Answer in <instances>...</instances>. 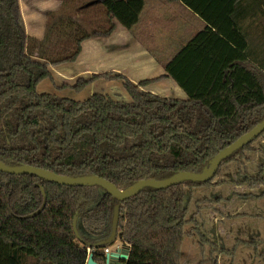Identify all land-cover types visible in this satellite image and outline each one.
I'll use <instances>...</instances> for the list:
<instances>
[{"label":"trees","instance_id":"trees-1","mask_svg":"<svg viewBox=\"0 0 264 264\" xmlns=\"http://www.w3.org/2000/svg\"><path fill=\"white\" fill-rule=\"evenodd\" d=\"M96 1L106 24L81 30L69 54L49 58L29 51L20 0H0L2 162L61 175H99L126 190L142 179L203 171L220 150L264 119V55L253 43L258 28L264 42V0H167L184 3L206 26L165 63L164 74L134 82L123 73L105 71L74 85L81 91L101 79L120 80L129 100L94 93L77 101L40 92L39 84L54 76L52 66L76 62L86 40L110 35L117 24L132 29L146 4ZM166 78L174 79L187 97L146 88ZM228 169L242 176L234 184L264 196V132L227 157L210 180L147 187L124 201L99 185H63L0 170V264H87L89 253L80 243L95 245L110 236L117 204L118 235L129 245L124 264H183L187 237H198L202 250L211 242L198 217L210 201V189L228 184L216 181ZM42 188L44 210L23 218L42 206ZM213 200L222 201V195ZM76 217L80 238L73 226ZM258 242L246 241L264 263ZM93 253L98 262H106L103 246H95Z\"/></svg>","mask_w":264,"mask_h":264},{"label":"rangeland","instance_id":"rangeland-1","mask_svg":"<svg viewBox=\"0 0 264 264\" xmlns=\"http://www.w3.org/2000/svg\"><path fill=\"white\" fill-rule=\"evenodd\" d=\"M149 2L150 0H146V6ZM20 3L23 23L29 35V51L38 57L67 55L73 50L75 35L81 30L91 32L106 24L104 11L97 5L96 0H20ZM171 22V19H164L162 29L168 31ZM258 24L255 22L254 25ZM259 35L260 32L255 35L253 43L257 50L263 49L260 52L263 56L264 42ZM96 37L88 39L91 41L86 47V58L81 60L86 63L84 66H92L95 57L92 55L95 48L92 43L97 40ZM79 60L52 66L54 76L43 80L38 90L77 101H84L94 93L108 94L116 100L130 99L120 80L101 79L81 91L76 90L74 85L77 80L92 74L79 72ZM109 62L113 63H107ZM171 81L173 80L156 82L155 85L159 84L160 87L153 89L167 97H178ZM178 91L184 90L178 86ZM183 93L182 97H187L186 92ZM241 178L240 174L231 169L225 170L217 178L216 181L229 182L210 189L207 193L210 201L202 207L198 217L201 230L211 242L205 244L202 250L198 237H187L182 254L183 264H264L262 258L256 254L255 246L246 243L257 239L258 252H262L264 248V196L259 197L261 191L250 194L245 185L233 183ZM218 193L222 195L220 202L213 200ZM195 211L196 207L193 205L191 212ZM81 227L83 228L82 225ZM111 249L127 252L129 245L123 243L118 235L111 244Z\"/></svg>","mask_w":264,"mask_h":264},{"label":"crops","instance_id":"crops-1","mask_svg":"<svg viewBox=\"0 0 264 264\" xmlns=\"http://www.w3.org/2000/svg\"><path fill=\"white\" fill-rule=\"evenodd\" d=\"M166 18L172 21L168 31L162 29L163 21ZM257 21L259 23V19ZM205 26L206 22L180 1L150 0L147 6L145 4L140 22L132 29L117 24V28L110 35L96 37L97 40L92 43L96 48L92 53L95 55L92 66H84L86 63L81 62L86 58V47L91 40L84 42L83 51L78 58V60L80 59L79 72L93 74L115 71L127 75L134 82L157 77L165 73V63L171 60L175 53ZM254 33L255 29L253 28V37ZM256 33H259V28ZM102 55L103 57H100ZM108 61H113V63L109 62V64ZM164 80L167 82L173 80L171 86L178 93V97L186 98L182 97L184 91H178L179 85L174 79L166 78ZM155 83L146 88L166 96L153 89V87H160Z\"/></svg>","mask_w":264,"mask_h":264},{"label":"water","instance_id":"water-1","mask_svg":"<svg viewBox=\"0 0 264 264\" xmlns=\"http://www.w3.org/2000/svg\"><path fill=\"white\" fill-rule=\"evenodd\" d=\"M263 132H264V119L260 123H258L255 127H253L251 130L241 135L233 143H231L224 149L220 150L211 160L210 165L206 167L203 171L201 172L179 171L174 175L165 179H154V178L142 179L136 182L135 184H133L129 189L126 190L119 189L115 183L99 175H81V176L61 175L54 171L47 170L41 167H36L29 164L11 166L5 164L1 160H0V170L15 175H21V174L35 175L37 177L45 178L48 181L63 185H71V186L99 185L105 188L106 190H108L113 195V197L117 198L119 201H124L129 197L140 193L143 189L147 187L168 188L170 186L178 185L186 181L203 182L210 180L216 175V173L220 168L221 163L227 157L231 156L234 152H236L237 150L241 149L245 145L252 142ZM42 191L44 194V202L42 206L33 213L23 216V218L34 217L44 210L45 206L47 205V195L44 188H42ZM119 220H120V205L117 204L114 210L112 231L110 236L104 240L99 241L95 245L93 244H89V245L91 247H95V246L105 247L115 242L118 237ZM73 226L76 235L80 238V232L77 225V217L74 219ZM128 257H129V250L123 253H121L119 250L110 251L106 254V262L101 263L95 259L94 253L92 252L89 254L87 264H111L110 262L111 259L118 258V259L126 260L128 259Z\"/></svg>","mask_w":264,"mask_h":264},{"label":"built area","instance_id":"built-area-1","mask_svg":"<svg viewBox=\"0 0 264 264\" xmlns=\"http://www.w3.org/2000/svg\"><path fill=\"white\" fill-rule=\"evenodd\" d=\"M80 245H81L82 248H86L89 254L92 253L94 251V249H95V247H91L88 243H85V242H81ZM110 251H112L111 245H108V246L104 247V253L105 254H107ZM115 259H118V258H115ZM110 262H112V259H111Z\"/></svg>","mask_w":264,"mask_h":264},{"label":"flooded vegetation","instance_id":"flooded-vegetation-1","mask_svg":"<svg viewBox=\"0 0 264 264\" xmlns=\"http://www.w3.org/2000/svg\"><path fill=\"white\" fill-rule=\"evenodd\" d=\"M119 251H120V249H119ZM121 253H123V252H121ZM111 264H123V261H122V259H112Z\"/></svg>","mask_w":264,"mask_h":264}]
</instances>
